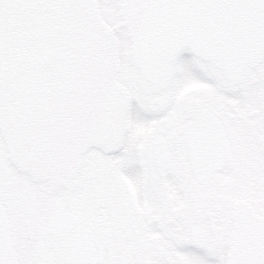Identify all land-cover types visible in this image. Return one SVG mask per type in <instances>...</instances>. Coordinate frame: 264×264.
<instances>
[{
	"label": "flooded vegetation",
	"instance_id": "flooded-vegetation-1",
	"mask_svg": "<svg viewBox=\"0 0 264 264\" xmlns=\"http://www.w3.org/2000/svg\"><path fill=\"white\" fill-rule=\"evenodd\" d=\"M0 206L18 264H227L264 218V53L152 83L118 0H0Z\"/></svg>",
	"mask_w": 264,
	"mask_h": 264
},
{
	"label": "water",
	"instance_id": "water-1",
	"mask_svg": "<svg viewBox=\"0 0 264 264\" xmlns=\"http://www.w3.org/2000/svg\"><path fill=\"white\" fill-rule=\"evenodd\" d=\"M135 66L152 83L164 79L183 48L241 77L264 53V0H119ZM235 213L227 264H264V218ZM0 264H18L0 206Z\"/></svg>",
	"mask_w": 264,
	"mask_h": 264
},
{
	"label": "rangeland",
	"instance_id": "rangeland-1",
	"mask_svg": "<svg viewBox=\"0 0 264 264\" xmlns=\"http://www.w3.org/2000/svg\"><path fill=\"white\" fill-rule=\"evenodd\" d=\"M116 14H117V11H116ZM116 37H122L121 33H118L116 32ZM132 79L135 80L136 79V75L132 74ZM187 80H189L188 78H186ZM186 80V81H187ZM188 82V81H187ZM173 84L169 83L168 81L164 84V87L165 89H169ZM152 89L149 87L148 88V91L150 92ZM180 94H178V96H182V97H185V96H189L190 94H192L191 92V88L189 87L188 83H181V86H180ZM40 185V184H39Z\"/></svg>",
	"mask_w": 264,
	"mask_h": 264
}]
</instances>
